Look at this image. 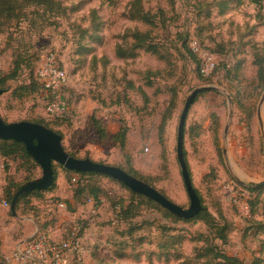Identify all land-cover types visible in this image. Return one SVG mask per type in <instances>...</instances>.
<instances>
[{
    "label": "rangeland",
    "instance_id": "obj_1",
    "mask_svg": "<svg viewBox=\"0 0 264 264\" xmlns=\"http://www.w3.org/2000/svg\"><path fill=\"white\" fill-rule=\"evenodd\" d=\"M57 1L66 7L65 15L31 8L21 21L0 28V78L12 72L16 59L20 65L7 82L8 91L0 96L2 120L41 122L61 135L67 154L131 167L159 193L187 209L189 200L176 159L178 120L194 89L215 88L199 93L189 108L183 142L187 169L202 204L215 218L220 209L232 228L228 243L216 244L243 264H264V229L258 226L264 225V186L259 194L249 190L250 183L264 181V88L257 82L253 64L256 56L264 61V15L259 9L263 0H173L172 4L142 0L144 11L156 17L152 29L128 19L133 0ZM219 1H229L224 14L219 12ZM135 30L151 32L152 41L164 56L169 53L171 62L143 51L134 59L117 58L125 33ZM194 39L202 53L215 56V70L208 76L198 75L200 57L193 60L185 48ZM49 52L69 79L64 89L69 111L57 120L45 114L40 92L20 89L34 82L36 63ZM170 105L171 114L160 129ZM91 119L105 131L104 138ZM122 130L124 148L112 140ZM53 167L56 188L39 200L29 198L25 210L33 203L32 211L41 223L47 221L50 227L61 223L59 232L46 231L54 242L60 243L71 231L80 237L86 253L81 262L73 259L75 264H180L181 260H167L162 243L179 237L181 242L167 252L186 260L202 245L191 238L209 235L200 221L177 222L146 205L136 206L134 217L126 222L118 213L120 205L130 200L129 191L105 177L86 179L104 192L98 206L84 203L69 216L64 202L54 200H58L56 183L63 190L72 188L70 173L58 164ZM29 175L39 178L40 168L29 172L18 158L0 157V209L6 179L22 183ZM129 225L141 230L127 235Z\"/></svg>",
    "mask_w": 264,
    "mask_h": 264
},
{
    "label": "trees",
    "instance_id": "obj_2",
    "mask_svg": "<svg viewBox=\"0 0 264 264\" xmlns=\"http://www.w3.org/2000/svg\"><path fill=\"white\" fill-rule=\"evenodd\" d=\"M105 1L109 2V3H113L115 0H105ZM166 1H168V3H170V4L173 3V0H166ZM228 2L229 1H219V3H217V5L219 6L220 14L225 13V11L228 8V4H229ZM259 3H260L259 9L261 10L262 2L259 1ZM31 8H35V9L43 8L46 12L51 13L52 15H55V16H59V15L62 16V15L66 14V7H63L61 5V2L57 1V0H0V28L3 27L4 25L9 26L14 21H16V22L21 21L22 18L26 16L27 10L31 9ZM161 15H162V13H161ZM127 17L130 21L139 22L141 24L146 25L147 27H151V29L154 28L156 26V23H157L155 21L156 17L154 15L150 14V12L144 11V9L142 7V0H133L130 3V8L128 10ZM194 41H196L197 45L201 49V45L198 42V40L194 39ZM188 43H189V41L187 42V45H185V48H187V53L193 60H196L198 58V56H197V54L190 51V49L187 47ZM140 51L154 55L157 59H159L163 62H168V63L171 62L169 53H166L167 57L164 56L163 55L164 52L162 50H160L158 48V45L152 41L151 32H149V31L148 32H142L140 30L139 31H137V30L127 31L125 33V36L123 37L122 44L120 46H118L116 49V57L119 59H122V60L134 59V58H136V56L138 55V52H140ZM197 64H199V69H198L199 74L198 75H200V77H202L203 76L201 74L202 65L200 64L199 58H198ZM253 64L256 67L257 82H258V84H261V86L263 84V88H264V61L260 57L256 56L253 59ZM19 66H20L19 65V59H16V61L14 62V68H13L12 72L0 78V91H2V93L8 91V88L6 86L7 82L11 79H14V77L16 76V73L19 69ZM223 68H225V67H223ZM33 75H34V82L31 83L30 87L29 86L20 87L21 90L31 89V91L36 90V92L37 91L39 92L40 84H39V82L35 76V68L33 71ZM172 109H173V107H172V105H170V107L167 109L166 116H164L161 120L160 129L164 128L165 122H166V120H168ZM91 121H92V125L95 126L99 136L101 138L102 137L104 138L105 131L102 129V127L99 125V123L96 120L91 119ZM20 122H22V121H20ZM26 122L39 124V125L46 127L47 129L53 131L52 129L48 128L46 125L42 124L41 122H38V121H26ZM15 123H17V122H15ZM7 124H9V123H7ZM217 132H218V125L214 130L215 138H217V136H216ZM55 133L58 134L57 132H55ZM58 135H60V134H58ZM125 135H126L125 130H122L119 134L114 135L112 137L113 138L112 140L114 142H118L119 144H121V148H124ZM68 155L71 156L72 158H75L71 154H68ZM183 155H184V160H185L184 149H183ZM0 157H2L5 160L18 158L21 161V166L24 169H26V171H29V172H32V170H34V169L36 170L39 168V166L34 162V160L28 155L25 147L21 143H17L14 141L0 140ZM185 163H186V161H185ZM52 168H53V175H54V182H53L52 187L46 191H43V192L33 191V192L27 193L25 195H20L18 197L16 211H20V213L23 210L26 211V212H24L23 216L30 214L31 212L34 211V208L32 207L33 205L31 203L29 204L31 206V209L29 208V210H25V209H28L27 206L25 205V203H28L29 198L32 197V198H35V200H39V198H41L43 193L50 192L54 189L56 172L54 170L53 164H52ZM9 169L10 168L8 167V165H5L4 172L8 173ZM120 169H122L127 174L137 178L138 180L145 182L146 184H148L149 186L154 188L152 186V184H150L147 180H144L141 177H139L137 175L136 171L133 170L131 167L128 169H124V168H120ZM67 172L70 173L68 180L70 182V185L72 186L71 190L73 191V199L75 201H77L78 203H80L81 202L80 200L82 198H84V200H82V202L80 204L87 203L88 199H92L93 203H95V206L97 207L98 204L100 203L99 195L103 196L104 192L102 189H100L99 187H96L93 184L88 185L89 182L86 181V179H88V177H104V176L97 175L94 173H84L83 174V173H75V172H70V171H67ZM73 175L78 177V182L76 184H74L72 182ZM105 178H107V177H105ZM190 179H191V177H190ZM31 181H33V177H30V175L26 176L22 183H17L12 179H6V185L4 186V188L2 190V198H3V200L6 201V203L8 204L9 207H10V204L12 202L14 193H16L22 185H24L28 182H31ZM113 181H115V180H113ZM115 182H117V181H115ZM117 183L119 185H121V187L127 189L121 183H119V182H117ZM261 188H262V186L261 187H255V188L249 187V190L259 194L261 192ZM193 189H194V187H193ZM128 191L130 194V200L128 201L126 206L123 207L122 205H120L121 209L118 213L121 215V218L123 220H127L126 222H129V220L134 217L133 214L135 212L136 206L138 207L141 205H146L147 207H150V208L159 209V211H161L164 214V216L172 218L177 222H179V221H182V222L200 221L207 228V230L209 232L208 236H205L204 234H196L195 236H193L191 238L193 240V242L202 244L199 247H196L194 249V253H193L194 256L191 259H186V260L184 259L183 260L178 255H169V253L167 252V251L171 252V249L173 247L177 246L181 242V241H179V237L173 236V237H170L171 241L163 242L161 247H162V249L167 250V251H165V254H167V260H170L172 258L174 260H181L180 264H243L242 261H240L239 259H237L233 256H228L222 250L221 246L216 244V242H219V243H221L222 246L226 245L228 243L229 234L232 231V228L230 227L228 222L223 217L220 209L216 211V214L218 215L217 218H215L208 211L207 207H205L202 204V199L195 189H194V191L199 198L200 204L202 206V210L197 216H195L192 219L178 218V217L172 215L166 209L162 208L160 205H158L154 201H151L150 199H148L142 195L133 194L130 190H128ZM112 206L114 207L115 205L112 204ZM9 215H11L10 208H9ZM21 215H22V213H21ZM49 226L50 225H47V221H43L39 225V228H40L39 232L34 236L33 239L40 237V236H43L47 239L49 244L53 245V244L57 243V242H54L53 240L49 239V235L46 234V231L48 232L47 229ZM129 226L130 227L127 228V231H125V233L127 235L129 233H132V231L134 234V232L141 230V229L136 230L135 226H131V225H129ZM258 226L261 229H264L263 224L258 225ZM68 233H70V234L67 236V238L63 239V241H68L71 239L72 231L68 232ZM63 241H60V242H63ZM258 263H259V261H255V263H252V264H258Z\"/></svg>",
    "mask_w": 264,
    "mask_h": 264
},
{
    "label": "water",
    "instance_id": "obj_3",
    "mask_svg": "<svg viewBox=\"0 0 264 264\" xmlns=\"http://www.w3.org/2000/svg\"><path fill=\"white\" fill-rule=\"evenodd\" d=\"M205 91H215V88L199 87L194 89L188 95L177 125L176 159L180 168L183 185L189 200V206L187 209L174 204L156 189L152 188L145 182L127 174L118 167L96 163L89 159L72 158L63 149L61 144V136L42 125L29 123L26 121L7 124L4 123L0 118V140L21 143L25 147L28 155L34 160L41 170V176L39 178L22 185L18 191L14 193L12 202L10 204L11 214L16 217L15 209L17 206L18 197L20 195H25L33 191L43 192L52 187L54 182L52 164L55 163L70 172L83 174L94 173L110 178L121 183L133 194L142 195L151 201H154L178 218H194L201 212L202 206L197 194L193 189L187 165L184 160V128L189 108L193 104L195 97L199 93ZM2 94V91H0V96ZM227 99L228 103L231 104L230 98L227 97ZM257 120L259 122L260 130L263 132V123L259 110L257 112ZM263 185L264 181L260 183H250V186L253 187H261Z\"/></svg>",
    "mask_w": 264,
    "mask_h": 264
},
{
    "label": "built area",
    "instance_id": "obj_4",
    "mask_svg": "<svg viewBox=\"0 0 264 264\" xmlns=\"http://www.w3.org/2000/svg\"><path fill=\"white\" fill-rule=\"evenodd\" d=\"M264 15V0L261 5ZM188 48L202 60L201 73L208 76L216 67L215 56L202 53L196 41L190 40ZM35 76L40 84L39 95L47 117L57 120L62 119L69 111L68 103L64 96V89L68 86L67 72L59 65L54 53L49 52L40 56L35 67ZM72 182L76 184L78 177L73 176ZM93 204L92 199L87 200ZM1 207L8 208L6 201H1ZM60 207H63L61 204ZM29 239L24 247L15 248L12 252L3 255V264H68L70 257L81 262L86 251L77 234L72 233L71 239L60 243L49 244L43 236Z\"/></svg>",
    "mask_w": 264,
    "mask_h": 264
},
{
    "label": "crops",
    "instance_id": "obj_5",
    "mask_svg": "<svg viewBox=\"0 0 264 264\" xmlns=\"http://www.w3.org/2000/svg\"><path fill=\"white\" fill-rule=\"evenodd\" d=\"M58 180H60V178H58L57 181ZM56 184L59 187V189L56 190L55 192L56 198L58 200H54V202L55 203H57L58 201L64 202L65 205L64 212L70 216L82 204L78 203L73 199V191L71 189L68 190L67 188L66 190H63L62 184L61 185L59 183ZM55 188L56 187H54V189ZM87 205L92 206L93 204H87ZM9 208L10 207L0 209V264H2L3 255L10 252V250H12L13 248L20 247L21 244L25 243L33 236H35L39 232L40 230L39 225L41 224V220L39 219V217H36V215L33 212L23 216L21 215L20 211H16L15 209L16 217H14L12 214L9 215V211H8ZM60 226H61L60 222L57 224L55 223V226L53 227L49 226L48 227L49 234L52 232L54 233L56 231L59 232ZM73 259L74 258L70 257L68 264H75Z\"/></svg>",
    "mask_w": 264,
    "mask_h": 264
}]
</instances>
